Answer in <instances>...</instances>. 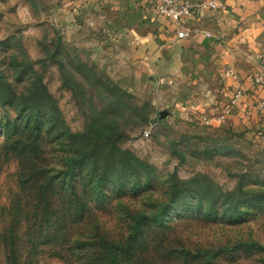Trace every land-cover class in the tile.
<instances>
[{
    "label": "rangeland",
    "instance_id": "374dc122",
    "mask_svg": "<svg viewBox=\"0 0 264 264\" xmlns=\"http://www.w3.org/2000/svg\"><path fill=\"white\" fill-rule=\"evenodd\" d=\"M153 32L97 0H0V62L36 64L73 132L116 114L119 147L154 167L138 195L91 201L79 189L84 207L66 220L56 145L39 173L44 158L24 161L0 134V264H111L99 241L123 243L138 216L133 257L119 264H264V134L207 124L208 85L195 93L158 59Z\"/></svg>",
    "mask_w": 264,
    "mask_h": 264
},
{
    "label": "trees",
    "instance_id": "16d2710c",
    "mask_svg": "<svg viewBox=\"0 0 264 264\" xmlns=\"http://www.w3.org/2000/svg\"><path fill=\"white\" fill-rule=\"evenodd\" d=\"M61 69L63 73L65 68L62 66ZM72 73V70H66V74ZM0 112V134L5 136L4 142H9L24 161L44 158V167L39 173H44L52 164L49 162L52 157L45 158L51 154L48 152L51 150H46L48 144L54 143L59 149L60 182L69 210L65 214L66 220H78V205L84 207L83 194V198L91 201L95 195L107 198L134 196L148 187L153 178V166L119 147L126 134L116 114L111 119L103 113L97 114L85 132H73L65 123L56 98L47 89L43 75L32 62L17 61L16 57L10 63L0 62ZM179 183L175 178L170 190L171 199L178 197ZM53 184L54 181H48L45 187L52 188ZM144 218L138 216L123 243L99 241L102 251L111 256V264H119L117 260L122 254L129 253L133 257ZM102 264L109 262L106 260Z\"/></svg>",
    "mask_w": 264,
    "mask_h": 264
},
{
    "label": "crops",
    "instance_id": "0c3cea01",
    "mask_svg": "<svg viewBox=\"0 0 264 264\" xmlns=\"http://www.w3.org/2000/svg\"><path fill=\"white\" fill-rule=\"evenodd\" d=\"M97 1L146 20L154 31L150 46L158 59L173 62L194 79L195 93L208 85L203 92L208 102L199 106L208 124L264 134V85L253 81L264 69V0H213L217 8L195 11L182 21V28L153 12L156 0ZM180 31L187 37L179 38ZM239 90L242 96L234 102Z\"/></svg>",
    "mask_w": 264,
    "mask_h": 264
},
{
    "label": "built area",
    "instance_id": "2783aa9c",
    "mask_svg": "<svg viewBox=\"0 0 264 264\" xmlns=\"http://www.w3.org/2000/svg\"><path fill=\"white\" fill-rule=\"evenodd\" d=\"M218 5L213 0H156L153 5V12L165 19L175 23L176 27L182 28V21L192 15L195 11H200L205 8H217ZM187 32H178L179 38L187 37ZM253 81L256 85H264V69L262 72L256 73L253 76ZM242 91L235 93L234 102L242 96ZM208 124L207 120H205ZM149 137V131L144 134Z\"/></svg>",
    "mask_w": 264,
    "mask_h": 264
}]
</instances>
